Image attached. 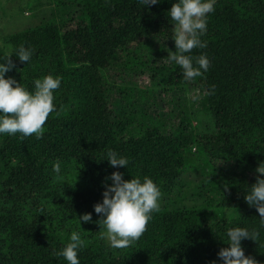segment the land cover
Returning a JSON list of instances; mask_svg holds the SVG:
<instances>
[{"label": "trees", "instance_id": "obj_1", "mask_svg": "<svg viewBox=\"0 0 264 264\" xmlns=\"http://www.w3.org/2000/svg\"><path fill=\"white\" fill-rule=\"evenodd\" d=\"M176 0L143 5L139 0H58L59 22L27 28L10 36L16 68L5 74L34 91V81L46 75L61 78L54 92L56 112L45 123L44 135L21 139L2 134L0 149V264H68L56 256L73 231L85 246L79 264H222L220 249L229 247L227 230L247 228L257 241L244 239L245 255L264 264V224L245 196L264 163V0H215L207 16L206 48L210 60L202 77L186 81L183 69L161 53L156 60L152 42L172 38L168 12ZM32 50L21 62L15 50ZM6 51L0 45V62ZM149 74L174 90L192 85L202 92L199 108L214 116L216 128L207 136L145 128L136 132L114 121L111 90ZM151 112L160 113L157 96ZM154 108V109H153ZM207 146L231 169L206 172L204 189L213 204L232 208L231 220L209 223L200 211L179 212L160 207L142 237L126 248L130 256L109 251L101 238L100 216L94 205L103 202L108 179L115 171L124 179L145 176L155 184L182 174L191 144ZM112 150L127 166L114 168ZM60 163V173L54 171ZM71 177L78 179L73 184ZM227 185V188L225 187ZM209 205V206H210ZM92 213L91 222L79 216ZM186 253L191 256H186Z\"/></svg>", "mask_w": 264, "mask_h": 264}, {"label": "clouds", "instance_id": "obj_2", "mask_svg": "<svg viewBox=\"0 0 264 264\" xmlns=\"http://www.w3.org/2000/svg\"><path fill=\"white\" fill-rule=\"evenodd\" d=\"M143 5H155L160 0H139ZM215 0H176L168 12L173 22L175 51L169 52L168 58L182 69L186 81L202 77L210 67L209 58L201 54L194 58L186 53L196 48H206L207 42L201 37L207 32V16L215 11ZM13 51L5 54L0 62V134L15 136L21 134V139L35 135L41 139L45 131V123L50 114L56 112L54 92L61 85V78L46 75L34 81V91H29L21 83L5 74L16 68L13 61ZM15 55L21 62H29L32 50L23 45L15 50ZM107 160L114 168L127 166L129 161L109 150ZM54 171L60 173V163L56 162ZM257 179L251 185V190L245 196L250 206H255L261 223L264 224V163L256 169ZM112 183L105 185L103 202L94 205V211L100 216L99 224L101 238L106 239L115 249H125L137 242L152 218L154 212L160 211L162 193L155 182L145 176L124 179L123 173L115 171L108 178ZM227 188V185L225 186ZM82 222H91L92 213L79 216ZM259 233L247 228L234 227L227 230L229 247L220 249L218 257L222 264H260L251 256L245 255L241 246L244 239L257 241ZM85 246L78 232L73 231L70 242L56 256H63L68 264H79L78 250ZM216 264V261H212Z\"/></svg>", "mask_w": 264, "mask_h": 264}, {"label": "rangeland", "instance_id": "obj_3", "mask_svg": "<svg viewBox=\"0 0 264 264\" xmlns=\"http://www.w3.org/2000/svg\"><path fill=\"white\" fill-rule=\"evenodd\" d=\"M67 2L68 0H64ZM61 12L58 0H0V45L6 52L13 51L14 45L9 41L11 35L27 28L39 25L54 24L59 22ZM153 57L156 60H165L161 53L175 51L173 38L152 42ZM169 87L162 80H155L149 74L143 79L131 80L128 83H115L111 90V111L114 121L120 126L134 129L136 132L145 128L157 131H170L179 133L183 130L189 139L191 133L203 135L212 133L215 128V119L211 113L199 108L202 92L192 85H184L174 90L164 91ZM151 96H157L156 106L160 113L154 114L151 110ZM154 109V108H153ZM4 138L0 134V149L4 148ZM191 144V149L186 152L188 165L185 171L173 178L163 179L156 185L162 196L160 207L175 209L184 212L197 209L204 220L209 223L234 218L232 208L220 206L218 197L214 202L204 189L206 172L211 169H231L228 162L213 158L214 154L204 145ZM1 155V154H0ZM72 183L77 184L78 179L71 177ZM0 180L3 181V168L0 167ZM210 205V206H209ZM106 240V239H105ZM109 251L124 256H130L125 249L112 248L106 240ZM186 256H191L186 253ZM203 264H206L203 262Z\"/></svg>", "mask_w": 264, "mask_h": 264}]
</instances>
